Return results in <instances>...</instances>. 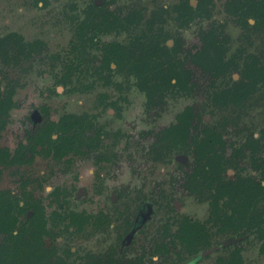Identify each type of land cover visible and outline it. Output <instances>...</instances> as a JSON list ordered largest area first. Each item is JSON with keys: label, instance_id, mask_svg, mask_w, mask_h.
Masks as SVG:
<instances>
[{"label": "rangeland", "instance_id": "374dc122", "mask_svg": "<svg viewBox=\"0 0 264 264\" xmlns=\"http://www.w3.org/2000/svg\"><path fill=\"white\" fill-rule=\"evenodd\" d=\"M244 1L204 0L186 23L181 10L199 8L200 0H0V43L14 33L24 39L0 46V95L14 99L0 149L15 151L32 129L28 115L44 108L55 122L70 116L84 125L77 128L75 155L0 165V192L37 203L34 214L0 223V264H264V198L251 200L233 189L215 208V183L205 190L199 183V177L210 181L209 157L230 162L225 182L264 183V82L249 83L231 66L215 74L206 64L215 51L191 61L205 52L212 31L229 38L227 63L244 49L262 55L264 65V31L247 36L239 22ZM124 17L133 27L116 33ZM89 19L102 27L107 20L113 30L100 34L97 46L90 45L94 33L81 38ZM138 37L160 56L151 67L167 69V52L176 48L173 61L194 79L166 85L158 78L150 87L125 67L100 70L103 46L120 43L131 56L141 45ZM77 52L79 70L63 85ZM229 90L238 98L230 104ZM187 108L195 126L175 147L161 137ZM207 134L215 137L210 150L196 156L186 148Z\"/></svg>", "mask_w": 264, "mask_h": 264}, {"label": "flooded vegetation", "instance_id": "af4514ba", "mask_svg": "<svg viewBox=\"0 0 264 264\" xmlns=\"http://www.w3.org/2000/svg\"><path fill=\"white\" fill-rule=\"evenodd\" d=\"M254 1L255 0H246L244 2H241L240 5L242 3H245L246 8H250L251 4ZM100 8H102V7H100ZM100 8H99V6L97 7V5H96L95 12H98ZM238 10L241 11V13H239V11H238L239 16H240V21H239L240 25L242 28L245 29L247 36H251L255 33H260L262 31H264V12L263 11L258 12V14H256V18H255V17L248 16V14H245L244 10L242 8H240V6H238ZM182 13H183V17L185 18L184 21L186 23H188L189 19L185 16L186 13L185 12H182ZM118 21L120 22V28L118 27V28L113 29V30L117 29L115 31L116 33H120L123 30L129 31V29L133 27V23L128 20V17L119 18ZM92 22H93V19H89L82 24V28H84V27L87 28L88 26H90V28L87 31L82 33L83 37L85 36V38H87L86 37L87 33L88 34L94 33L93 32V26L95 23H92ZM104 25L105 26L102 27L103 31L101 33L97 34V37L100 34H102L103 32L109 33V32L113 31L112 28L109 26L110 24L108 23L107 20H105ZM106 25H108L107 28H110V29L105 28ZM216 35H220V36H217L216 38L221 42V46H220L221 50L219 51V49H217V48L207 50V46L204 44V46H205L204 51L205 52H199L198 55L195 56V58H192V60H191L192 62L197 63L199 61L200 62L205 61L206 60L205 58H207L208 53L210 55V53L212 51H215L213 53L214 58L219 57L221 55L222 60H223V64L220 67H218L217 69L211 67V69L214 70L215 74L220 75V74L224 73V72H222V70L225 71L227 68H229L231 66L232 70L233 69L239 70L238 71L239 75L249 83H257L260 81L264 82V65L261 66L263 64V63L261 64L262 55H256L255 53H252V52L249 53L244 49H239L231 57V59L228 61L229 63H227V61L225 60V56H226L227 51H228V48L226 45L229 41V38L226 35L224 37H221L220 33L216 34ZM13 37H15L17 39V41H19V40L24 41V39L22 38L21 35L14 33V34L8 35L6 38H3L1 43H0V46L3 48L5 41L6 40L9 41L10 38L12 39ZM97 37L95 38V44H96ZM92 38L93 37L91 36V38H90L91 47L97 46V44L92 45ZM137 39L139 40L138 41L139 44H141L144 41L141 39V37H138ZM82 41H84V40H80V42H81L80 46L81 47H83L86 44L85 41H84V43ZM115 44L119 47L120 51L117 55L121 59H120V62L118 64L111 62L110 65L108 66L106 61H105L106 53H105L104 49L111 48L112 45H115ZM24 45L29 47V46H33L34 44L33 43L32 44L24 43ZM144 47H145L144 43H143V45L141 44L139 46V50L133 52L132 55L130 56L126 52L127 49L125 47H123L120 43L113 42L112 44H107L106 46H103L101 48L102 62H101L100 70L101 71H105V69L114 70L113 66L115 65L119 69L118 71H120L123 67H125L130 71L131 74H133L135 77H137L139 80H141V82L139 81L140 86H142V84H141L142 82L144 84H145V82H150L149 85H146V86H150V87H151V85H153L152 84L153 79L157 80L158 78H160V79L163 78V76H161L162 72H157L158 70L156 68H159V70H161V71L163 70L164 74H166V76H168V77L172 74V71L173 72L175 71L177 74H179L182 77V79L184 77L187 79V81L189 79H194L192 72H190L188 69L182 68V66L180 65V62L175 63L173 61L175 55L178 52V50L176 48L169 51L170 53L167 52V56L169 58L167 69L160 68L161 66H158L157 64H155L156 66H154V67L150 66L151 69L149 71L147 70V71L143 72L142 71L141 55H142V49ZM150 52H152V54H153V59L151 60V64L157 63L159 61L158 59L160 58V56H158L156 47H154L152 50H150ZM241 60L245 61L244 62L245 66H243V69L242 68L240 69ZM194 63L192 65L197 67L198 71H202V70L204 72L206 71L205 66L202 63L197 64V65H195ZM206 63H207V60H206ZM181 64H182V62H181ZM80 65H81V61L79 58V53L78 52L74 53V58L71 60L70 65L65 68L66 71L64 73L63 80H61L60 82L62 83L63 81H65V82L68 81V78L71 77L72 71L73 70H75V71L79 70ZM172 82L175 83L177 81L172 80ZM236 88H238V86ZM235 91H236V89H235ZM226 92L232 93V92H234V90H229ZM232 94L233 95H230L232 101H229L228 104L234 103L238 99L237 95H235L234 93H232ZM13 102H14L13 95H3L2 97L0 95V134L1 135H3L4 131H6L8 129L10 115L12 114L13 105H14ZM188 109L189 108H187L185 111H187ZM48 110L44 108V110L42 112L35 111L34 113L28 115L29 116V122L28 123H30V125L32 126V129L28 130V132L30 134L27 136V139L24 141L17 140L18 145H17L15 151H11L9 149L10 148L9 146L3 145L4 148L0 149V165L1 166H4V167H16V166L17 167H25V166L31 165L38 158H44V157L50 158V157H52L55 160L56 159L61 160V159L69 157V155L77 154L76 150L78 149V146L80 145L79 136L77 135V128H83L84 127L83 123L78 124V122L74 121L72 119V117H70V116L65 117L63 119H60L58 122H55L51 118V114ZM185 111L182 114H184ZM192 113H193L192 126H195L194 125L195 113L193 110H192ZM182 114H180V115H182ZM180 115H178V117ZM178 117H177L176 125L179 123ZM192 126H191V128H192ZM62 136L70 138L71 144H70V146H66L64 149L58 150L57 147H61L60 138ZM220 140L222 141V139H220ZM186 148L192 149L196 156H198L199 152L204 151L203 149L198 150L194 145H188ZM222 163H223L224 167H221ZM228 163H230V162H228L226 160V158H224V159L220 158V159H218V162L215 163L216 164L215 174L213 175L211 172H206V176H208L209 180H210L208 182V185L205 184L202 177H199V180H201V181H199V183L200 182L203 183L202 185L204 186V190H205V187H207L209 189H213L212 185H214V183L216 185L215 188L213 189L214 192L210 195L211 205L213 207H215V208L219 207L221 204V201L225 197V195L233 189L236 190L237 193L239 191L242 193H247L248 195L246 197H248V199H251V200L253 197L256 201L260 200L261 198H264V183H262V182L255 183V185L252 184L251 181H244L242 179H241L240 183L225 182L224 177H223L224 176L223 171H225ZM1 178H2V172H0V179ZM0 184H1V181H0ZM22 185H23V187H26L27 182H22L21 186ZM194 186L197 189L200 187L199 185L196 186V184ZM236 188H238V190ZM189 191H190L189 193H194V190H192V189ZM251 191H254L256 194L252 196ZM23 199L24 198H22L18 195H15V193L13 191L6 190V191L0 192V223L6 222L9 224H14L18 220L17 219L18 216L25 214V213L28 214L29 212H33V214L36 212L37 203L35 202V203H32L29 205V204H27V202H30V201L23 200ZM244 206L249 207L250 205H244ZM143 207L144 208L142 209V211L145 212L147 207H145V206H143ZM72 221L75 222L74 220H72ZM262 222H264V221H262Z\"/></svg>", "mask_w": 264, "mask_h": 264}, {"label": "trees", "instance_id": "16d2710c", "mask_svg": "<svg viewBox=\"0 0 264 264\" xmlns=\"http://www.w3.org/2000/svg\"><path fill=\"white\" fill-rule=\"evenodd\" d=\"M204 0H200V5L199 8L194 9V7L192 5H189V7L187 8V10H181V12H185V16L190 20H192L196 15H198L204 5ZM240 8H242L244 10L245 14H248V16L250 17H255L256 18V14H258V12L263 11L264 12V0H255L250 8H246V4L242 3L241 5H239ZM245 17V16H244ZM243 17V18H244ZM115 28H118V26H116ZM103 31V28L101 25H94L93 26V32H94V37L92 38V45H96L95 44V38L97 37V34L101 33ZM216 32H212L210 31L209 33H206V37H205V45L207 46V50L208 49H214L217 48L219 49V51L221 50V42L216 38ZM81 38H83V35L81 34ZM84 43V41H82ZM105 53H106V57H105V61L107 63V65L109 66L111 62H114L116 64H118L120 62V57L117 55L119 53V47L115 44L112 45L111 48H106L104 49ZM219 54V53H218ZM153 59V54L152 52H150V50H148L147 48H143L142 49V55H141V60H142V71H149L151 68L150 66H152L151 64V60ZM209 67L212 68H218L223 64V60L221 55L219 57H215L212 59H209L206 63ZM158 71L157 72H162L161 76H163L162 80L163 82L167 85L168 83H170V85H175V83L172 82V80H176L177 84L180 83V81L182 80V77L177 74L175 71H172V74L168 77L166 76V74H164L163 70H159V68H156ZM154 70V69H153ZM63 85L65 84V81L62 82ZM150 82H145V85H149ZM226 96V95H225ZM231 98V97H229ZM192 119H193V113H192V109L189 108L187 111H185L184 114L180 115L178 117V121L179 123L175 126L170 127L169 129H167L163 134L161 139L165 138L174 144L175 147H177V145L179 146V144L182 142H185L188 134H189V130L191 129L192 126ZM221 139V138H220ZM214 141H215V137L214 135H210L207 134L206 137L204 139H202L199 142H195L194 146L198 149H204L206 151L210 150L213 146H214ZM60 142H61V147H57V149H64L66 146H70L71 144V139L68 137H61L60 138ZM202 152H199L198 155H201ZM210 160L209 162L204 166V169L206 170V172H211L213 175L216 172V164L214 163V158L213 157H209ZM221 167L223 166V163L221 165ZM213 177V176H212Z\"/></svg>", "mask_w": 264, "mask_h": 264}]
</instances>
